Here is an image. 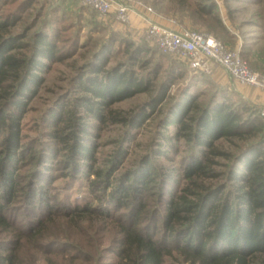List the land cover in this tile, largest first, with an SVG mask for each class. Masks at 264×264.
<instances>
[{
    "label": "trees",
    "instance_id": "16d2710c",
    "mask_svg": "<svg viewBox=\"0 0 264 264\" xmlns=\"http://www.w3.org/2000/svg\"><path fill=\"white\" fill-rule=\"evenodd\" d=\"M158 1L172 15L168 16L178 18L176 22L181 26L190 24L194 31H205L218 40L230 37L215 0ZM251 3L263 4L264 0ZM46 4L49 8H45ZM59 4L20 0L12 10H6L8 0H0V235L4 236L0 241V264H23L21 250L59 219L56 214L60 208L47 199L43 187L37 186L35 175L21 178L19 172L38 164L41 153L25 141L23 117L41 89L44 75L53 63L62 61L68 47L65 36L51 29V37L44 23L47 13L59 12ZM262 10L253 16H259L262 21L258 25L264 27ZM29 19L30 26L23 30L22 25ZM35 25L38 27L29 34ZM18 26L22 29L19 32L15 29ZM118 42L114 51L124 55L125 60L109 66L115 42L100 43L75 82L80 93L58 105L50 115L55 119L47 132V137L64 151L65 167L81 166L79 171L84 172L92 192L111 189L105 200L112 206L117 202L118 206L100 212L97 206L74 204L64 208L60 219H69L77 228L89 217L107 221V228L111 227L115 235L110 251L113 260L104 264H167L168 259L176 264H264L261 108L226 83L232 93L221 90L206 100L187 94L164 109L167 92L181 74H174V70H181L180 66L169 60L170 67L164 70L168 75L163 81L158 77L165 64L163 57L155 56L156 52L145 43L132 38L123 36ZM240 55L254 71L264 74V33L245 41ZM140 94L149 99L130 109L114 108ZM233 95L238 101L231 99ZM155 114L160 117V127L173 126L170 134L162 135L163 145L181 140L191 149L182 166L186 185L177 193L165 192L170 196H161V208L149 210L146 198L152 195V183L162 179L159 184L170 188L172 176H156L155 166L143 157L140 172L123 173V183L113 188L110 179L116 178L113 169L117 166L109 171L96 167L94 139L104 125L136 129ZM161 153L165 155L166 150L156 154ZM132 194L141 196L139 202H134ZM118 196L127 203H119ZM23 209L44 213L34 215L30 226L23 230L17 224L18 214H12Z\"/></svg>",
    "mask_w": 264,
    "mask_h": 264
},
{
    "label": "rangeland",
    "instance_id": "374dc122",
    "mask_svg": "<svg viewBox=\"0 0 264 264\" xmlns=\"http://www.w3.org/2000/svg\"><path fill=\"white\" fill-rule=\"evenodd\" d=\"M19 1L8 0L6 10H12ZM40 1L43 3L58 1L60 3L56 5L60 8L59 12L56 11L54 15L47 13L44 17L46 18L44 23L48 26L47 32L50 33V36L51 29L61 33L62 36L64 35L67 38H64V44L68 47L64 49L65 57L62 61L53 63L44 75V83L37 96L30 101L27 112L23 117L22 134L26 138L25 141L29 145L33 144L35 150L37 152L41 151V153L38 155L40 159L38 164L36 163L30 168L20 169L19 172L21 178L27 177V174H34L37 186L43 187L49 196L47 199L60 209L56 214L59 219L55 223H51L47 229L48 231L44 232L37 241L34 240L31 244L27 243L21 250L23 264H104L113 260L110 251L114 246L112 238L115 235V231H112L111 227L107 228V221L96 219L97 217H89L87 221L79 223L77 228L73 222L68 221L69 219H60L62 217L59 216L61 213L63 214L64 208L68 209L74 204L97 206L100 212H104L107 209L117 207L118 203L116 202L112 206L105 200L107 192H110L111 189L103 192L99 188L97 192H92L88 180L83 176L84 172L79 171L81 166L66 168L64 151L47 137V132L51 130L50 125L55 119L50 118V115L58 110V105L65 102L67 97L72 98L80 93L75 82L82 76L92 52L100 43L109 44L114 41L112 49L114 54L109 62V66H111L125 60L124 55L119 51H114L119 43L118 38L126 36L136 42L145 43L152 52H156L155 56L163 57L165 64L162 65L158 74L159 79L163 81L166 80L168 75L164 70L170 67L167 62L173 60L181 69L174 70V74L178 72L181 74H178V79L175 80V83L167 92L168 97L164 109L172 103L178 102L187 94H197L206 100L212 93L221 90L226 92L228 90L226 87L227 82L217 74L198 75L188 68L187 61L182 54L162 55L153 44L145 39V35L140 33L138 28L119 22L113 15L99 16L80 0ZM139 1L153 6L157 12L167 18L178 20L177 17H170L172 15L164 10L165 5L161 7L163 3L159 5L160 1L158 0ZM218 1L220 2L218 7L220 17L230 34L228 39L219 40L225 48L241 51L245 41L248 42L254 36H258V33H254L258 29H253L249 22L251 19L256 18L253 14L262 10L264 5H253L248 2L251 0ZM154 2H157V5H154ZM47 5L45 8H49ZM228 9L230 10L229 13ZM260 13L264 15L263 10ZM20 14V16L24 15L22 12ZM44 18L39 19L38 22L41 23ZM257 20L261 21L258 18ZM31 21L32 19H29L26 24L22 25V29L25 30V27L30 26L31 23L29 22ZM37 27L36 25L31 27L29 34ZM184 27L193 30L190 24H186ZM15 29L17 32L22 30L21 26ZM199 32L206 33L205 31ZM263 33L264 30L260 32L261 35ZM210 35L215 37L213 34ZM231 88H234V86H231ZM147 99H149L148 95L140 94L115 104L114 108L130 109ZM231 99L237 100L234 95ZM257 106L261 110L263 109V106ZM159 118V115L155 114L149 121L136 129L118 124H107L98 130L99 135L94 139L96 143V167L109 171L117 166V169H113L116 178L111 177L110 179L114 182L113 188L118 183H123V176H121L123 173L131 170H139L138 172H140L142 168L139 169V165L143 157H148L155 166L153 168L156 176L161 177L163 174L172 176L171 181H173V184H170V188L166 187V184L163 186H161L162 183L159 184L162 179H157L152 183V193H150L152 195L146 198L149 210L156 209L158 206L161 208V205H159L161 196L165 195L166 198L170 196L165 192L177 193L186 185V181L181 176L182 166L187 162L188 153L191 149L190 144L181 140L171 141L168 146L163 145L165 141L162 139V135L170 134L173 126L169 124L167 129L160 127ZM125 136H129V140H125ZM159 150H166L165 155L163 153L157 155L156 153ZM42 164L43 166H41ZM41 167H44L43 170H46L47 173L43 174ZM32 168H34V171ZM162 192L164 194H161ZM95 196H98L99 199ZM133 196L134 202H139L141 196L136 197L135 194ZM118 202L127 203L124 198L122 200L121 196H118ZM123 210L126 211V209ZM43 213L39 209H23L19 213L12 212L14 216L18 214L17 224L23 230L30 226L34 215ZM3 239L4 236L0 235V241ZM167 264H176V262L168 259Z\"/></svg>",
    "mask_w": 264,
    "mask_h": 264
},
{
    "label": "built area",
    "instance_id": "2783aa9c",
    "mask_svg": "<svg viewBox=\"0 0 264 264\" xmlns=\"http://www.w3.org/2000/svg\"><path fill=\"white\" fill-rule=\"evenodd\" d=\"M80 1L99 16L113 15L130 27L133 26V18H138V30L147 41L163 54H182L192 71L211 75L216 68H220L232 84L251 87L264 95V74L254 71L240 55V50L225 48L212 35L181 26L176 20L163 16L139 0ZM215 2L219 7L220 2ZM261 114L264 115V107Z\"/></svg>",
    "mask_w": 264,
    "mask_h": 264
},
{
    "label": "crops",
    "instance_id": "0c3cea01",
    "mask_svg": "<svg viewBox=\"0 0 264 264\" xmlns=\"http://www.w3.org/2000/svg\"><path fill=\"white\" fill-rule=\"evenodd\" d=\"M249 3L251 1H248ZM262 3H256V5H260ZM264 4V3H263ZM257 18L259 19L260 17L256 16L255 19H251L250 20V24L252 26L253 29H258L256 30L254 33H258V36H260V32H262V30H264V27L263 26H260L258 25L259 22L257 20ZM262 21V20H261ZM253 22V23H251ZM164 24H167L166 21H163ZM140 26V21L138 18L134 17L133 18V26L132 27H136L138 28ZM250 30V29H249ZM252 31V30H251ZM214 75L217 74L219 75L220 77H222V80H225L227 83H229L231 86H234V88H232L235 92H237L239 95H241L244 99H247L248 101L256 104V105H261L264 107V95L259 92L258 90L256 89H253V88H249V87H246V86H239V85H235V84H232L229 80V78L224 74V72L220 69V68H216L214 70Z\"/></svg>",
    "mask_w": 264,
    "mask_h": 264
}]
</instances>
